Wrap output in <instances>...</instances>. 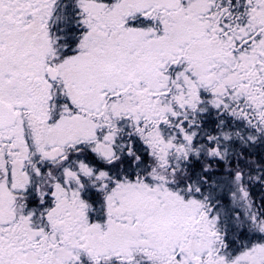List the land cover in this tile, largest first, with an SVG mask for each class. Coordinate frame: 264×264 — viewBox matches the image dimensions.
<instances>
[{
	"label": "snow or ice",
	"instance_id": "1",
	"mask_svg": "<svg viewBox=\"0 0 264 264\" xmlns=\"http://www.w3.org/2000/svg\"><path fill=\"white\" fill-rule=\"evenodd\" d=\"M0 264H264V0H0Z\"/></svg>",
	"mask_w": 264,
	"mask_h": 264
}]
</instances>
